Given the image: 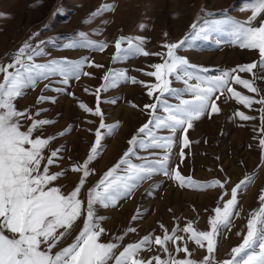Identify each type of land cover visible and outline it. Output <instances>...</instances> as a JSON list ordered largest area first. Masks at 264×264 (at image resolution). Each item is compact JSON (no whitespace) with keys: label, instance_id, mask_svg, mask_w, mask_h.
I'll return each mask as SVG.
<instances>
[{"label":"snow or ice","instance_id":"obj_1","mask_svg":"<svg viewBox=\"0 0 264 264\" xmlns=\"http://www.w3.org/2000/svg\"><path fill=\"white\" fill-rule=\"evenodd\" d=\"M242 10L251 11L246 21L232 17L228 11L218 15L202 14L190 25V31L183 38L164 43L162 47L166 52L163 53L146 50L142 37H119L115 42V61L137 56L160 57L162 62L150 65L153 70L144 72L155 82L139 81L123 71L106 73L103 85L92 93L96 96V106L93 108L79 103L83 112L100 119L87 159L83 163H73L69 169L60 172L50 171L52 166L64 159L62 148L53 150L50 147L57 137L34 135L55 122L39 118L43 109L35 113L30 109L18 110L16 102L29 89L34 90L38 84L57 77L63 87L53 88L50 83H45L44 90L72 95L67 92V86L73 78L78 80L81 76H91L85 71L86 66H103L86 58L38 62L49 55L47 44L56 46V41L34 43L39 32L24 41L8 63L0 62V264H264V191L259 195L260 207L247 220L246 234L237 233L242 236V242L231 249V258L217 261L215 256L220 238L226 230H231L234 219L239 215L238 197L255 182V174L246 175L230 192L225 190L222 193L220 201L223 203L212 210L206 230H200L193 221L184 226L177 221L171 229L161 223V234L150 232L134 242L124 243L125 237L138 232L137 227L130 226L123 234L101 242L106 233L102 222L106 218L97 214L99 208H116L120 201L130 199L143 183L156 175L175 181L181 188L200 191L225 189L228 180L223 183L220 180L200 183L183 176L178 166L170 168L168 160L178 139L182 144L179 155L183 160V149L190 146L188 130L202 116L210 118L219 114L221 108L217 101L226 94H229L226 99H234L247 109H252L253 105L261 106L259 148L264 153V90L257 83L264 81V0H245ZM113 11V4H105L92 13V18ZM140 28L143 29L144 25L141 24ZM220 32H227L241 49L256 51L258 60L210 75L208 68L193 64L179 54L193 49L201 41L210 43L214 34ZM77 36L79 39L68 38L59 47L62 50L88 49L96 52L107 48L106 43L88 39L83 32ZM240 73H247L251 78L244 79ZM122 82L140 84L147 90L146 94L153 102L145 104L140 110L146 112L149 119L128 141L129 147L123 155L94 186L87 189L86 199L81 198L88 177L95 171L90 165L106 151L102 142L114 136L120 128L119 122H104L100 93L116 88ZM174 82L182 83L184 87H173ZM232 84L241 85L255 96L241 94ZM46 102L54 104L56 98L38 97V103ZM107 102L115 104L116 100ZM131 107L138 106L132 104ZM234 117L240 121L256 119L244 111H235ZM22 121H30L27 130H22ZM71 131V128L66 129L59 136L64 137ZM177 133H180L179 138ZM141 152H149V155H141ZM68 171L80 174V179L78 185L65 194L53 183ZM158 187L153 185L147 194L152 195ZM144 215L143 211L137 210L131 220L137 222ZM81 218L82 227L77 223ZM76 228L79 232L75 239L67 246H61V242ZM189 242L196 249L205 250L206 254L200 260L193 258L196 249L190 250Z\"/></svg>","mask_w":264,"mask_h":264},{"label":"rangeland","instance_id":"obj_2","mask_svg":"<svg viewBox=\"0 0 264 264\" xmlns=\"http://www.w3.org/2000/svg\"><path fill=\"white\" fill-rule=\"evenodd\" d=\"M244 3L245 0H0V62L8 63L22 43L39 32L40 35L34 43L56 41V46L47 44L46 51L49 55L38 62H46L48 59L68 58L75 61L86 58L103 66H86L85 71L90 72L91 76H81L78 80L73 78L67 86V92L72 95L44 90L45 83H50L53 88L63 87L57 77L38 84L34 90L29 89L24 97L18 98V110L30 109L35 113L38 109H43L39 118L55 122L34 133L43 134L45 138L57 137L50 147L53 150L63 149L61 154L64 159L58 162V165L52 166L50 171L60 172L69 169L73 163H83L87 159L100 119L83 112L79 103L83 102L93 108L96 106V96L92 93L103 85L106 73L123 71L139 81L155 82L154 78L144 75V72L153 70L150 65L162 62L160 57L137 56L126 61H115V42L119 37H142L145 39L146 50L151 53H163L166 52L162 47L164 43L179 41L190 31V25L204 13L218 15L222 11H228L238 20H248L251 11L242 10ZM105 4H113L115 11L92 18V13ZM141 24L144 25L143 29L140 28ZM81 32L85 33L88 39L106 43V50H62L59 47L68 38L79 39L77 34ZM179 54L186 56L193 64L208 68L210 75L259 58L256 51L236 46L227 32L216 33L210 43L201 41L193 49ZM240 75L244 79L251 78L247 73ZM257 83L264 90V81ZM173 87L183 88L184 85L174 82ZM232 87L241 94L255 96L241 85L232 84ZM146 92L140 84L122 82L118 87L100 93L104 122H119L120 128L114 136L107 137L102 142L106 151L90 165L95 171L88 177L81 191V198L86 199L87 189L94 186L104 172L123 155L129 147L128 141L149 119L147 113L140 110L145 104L153 102ZM41 95L55 97L56 103H38V97ZM226 96H221L217 101L221 108L219 114H213L210 118L205 115L194 121L193 127L187 133L190 146L183 149V160L181 161L179 155L182 148L179 139L173 146L168 160L170 168L178 166L183 176L191 177L197 182L220 180L223 183L228 180L225 189L200 191L181 188L175 181L156 175L152 180L143 183L130 199L120 201L116 208H99L97 214L106 218L102 222L106 233L101 237V242H108L112 237L123 234L130 226L137 227L138 232L125 237L124 243L134 242L150 232L161 234V223L171 229L177 221L181 226L193 221L200 230H206L209 217L213 214L212 210L223 203L220 201L222 193L225 190L230 192L246 175L255 174V182L238 197L239 215L234 219L231 230H226L220 238L215 253L217 261L231 258V249L242 242V236L237 233L246 234L248 218L260 207L259 195L264 191V153L259 148V139L262 136L259 132L261 106L253 105L252 109H247L234 99H226ZM113 99L116 100L115 104L107 102ZM132 104L138 107L133 108ZM235 111H244L256 119L240 121L238 117H234ZM22 124V130H27L30 121H22ZM69 128L72 129L70 134L59 136L60 132ZM176 135L180 137V133ZM141 155L147 156L149 152H141ZM79 179L80 174L68 171L65 176L55 181L53 186L60 187L67 194L78 185ZM153 185L159 187L152 195H148ZM137 210L143 211L145 215L141 220L133 222L131 218ZM82 219L77 222L80 227ZM78 232L79 228H76L61 242V246L70 244ZM189 248L196 249V246L189 242ZM205 254V250L196 249L193 258L200 260Z\"/></svg>","mask_w":264,"mask_h":264}]
</instances>
